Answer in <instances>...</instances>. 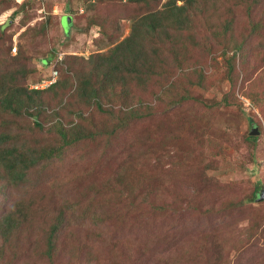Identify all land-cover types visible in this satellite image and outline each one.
Listing matches in <instances>:
<instances>
[{"label":"rangeland","instance_id":"374dc122","mask_svg":"<svg viewBox=\"0 0 264 264\" xmlns=\"http://www.w3.org/2000/svg\"><path fill=\"white\" fill-rule=\"evenodd\" d=\"M223 1L227 2L224 6L217 0L203 3L213 15L212 21L225 16L227 8L232 9L234 36L239 40L238 34L247 28L245 10L235 8L238 0ZM3 3H9L10 10L2 12ZM157 3L139 6L110 5L102 0H0V25L11 36V54L13 48L16 53L19 48L25 50L28 68L35 69L27 77V84L34 89L36 82L53 74V69H60L61 62L71 56L88 60L87 66L97 62L94 67L98 68L129 36L134 17L159 9L160 0ZM21 5H25L22 10ZM15 10L20 11L13 20ZM252 15L255 20L264 19V3L256 6ZM66 17L70 18L67 33L61 25ZM207 37L202 26L196 35L181 34L179 41L168 35L177 56L186 55L187 62L181 68L193 65L204 70L203 87L190 90V95L203 100L204 105L190 100L170 110L157 102L152 118L131 125L111 147H79L64 152L59 161L48 165L41 181H34L43 188L35 197V207L40 210L38 226L60 207L61 201L78 197L88 204L91 187L105 194L109 179L115 190L121 189L118 182L122 180L123 191L137 195L139 210L133 209L122 221L117 217L111 224L99 223L91 231L66 222L63 239L68 242L76 233L74 240L79 241L74 243L86 244L79 264H120L122 251L131 264H264V201L257 200L264 189V53L257 55L259 44L250 43L248 51L254 54L248 56L249 81L239 76L232 89L224 59L216 51L211 56L203 51L202 43L214 42ZM162 40L166 41L165 35ZM155 45L156 41L151 45L145 42L146 55L140 60L148 69L165 67L174 75L176 81L167 83V93H160L162 88L158 86L154 88L165 102L176 97V92L183 94L186 84L179 76L181 69L174 68L175 53L155 57L151 52ZM50 57V64L40 65L42 59ZM240 61L237 56L238 69ZM248 92L256 94V103L245 96ZM224 96L228 106L221 103ZM69 121L74 123L72 116ZM252 129H256V136L250 135ZM256 187L257 195L250 199ZM14 199L11 193L3 209L7 210ZM241 201H245L242 206L225 210L229 202ZM154 207L165 208V214L154 215ZM119 223L121 226L114 229ZM38 229L31 231L37 235ZM93 232L100 234L98 241L86 239ZM27 254H20L16 264L33 261ZM67 259L61 258L56 264H68ZM8 263L4 259L3 264Z\"/></svg>","mask_w":264,"mask_h":264},{"label":"trees","instance_id":"16d2710c","mask_svg":"<svg viewBox=\"0 0 264 264\" xmlns=\"http://www.w3.org/2000/svg\"><path fill=\"white\" fill-rule=\"evenodd\" d=\"M104 1L110 5L150 6L159 3V0ZM204 1L212 0H160L159 9H149L144 12V16L134 17L129 36L115 46L116 49L99 63L98 68L94 67L97 62L87 66L86 59L68 57L61 62L65 67L61 65L60 69L55 68V83L44 89H31L28 86L27 77L35 69L28 68L29 58L23 48L11 54V36L6 35L5 28L0 25V210H4L0 213V264L4 263V259L8 264H16L17 257L22 253H30L27 255L33 260L26 259L24 264H56L59 259L67 256L68 264H79L80 253L86 249V244L74 243L79 241L74 240L76 233L68 242L63 239L61 232L66 229L67 221L74 223L77 228L91 231L99 223L111 224L117 217L122 221L133 209L139 210L137 195L123 191L122 180L118 182L121 189L115 190L109 179L105 194L101 195L96 188L91 187L92 200L88 204L78 197L61 201L60 207L54 209L46 222L39 221L41 225L38 226L40 210L35 207V197L43 188H38L40 184L38 187L34 185V181H41L40 176L46 172L48 165L54 160L59 161L64 152L79 147L86 150L92 149L89 147H111L113 140L128 131L131 125L152 118L157 102L166 104L170 110L190 100L199 105L205 104L203 100L190 95L192 88L203 87L206 80L204 70L201 66L197 68L193 65L181 68L187 62L186 55L182 58L177 56L175 48H171L173 43L169 41L168 35H174L175 40L179 41L181 34L196 35L202 26L208 41H214L215 45L214 48L211 43H202L203 51L210 56L216 51L224 59L231 88L235 87L239 76L246 78L245 82L249 81L248 56L254 54V51H248L250 43L259 44L257 55L263 56L261 52L264 53V19L255 20L252 15L256 6L263 4L264 0H238L239 4L235 8L240 6L245 10L247 24L246 30L238 34L239 40L234 36L232 9H226V17L212 21L213 15L209 14ZM217 1L222 6L227 3ZM97 3H101V0H97ZM9 5L3 3L2 12L10 10ZM24 6L21 5L19 9L22 10ZM18 11L12 12L13 20ZM68 29H64L65 33ZM163 35L166 41L162 40ZM152 41H156L151 51L155 57L166 52L175 53L174 68L181 69L179 76L186 84L181 90L183 94L176 92V97L165 102H162V96L154 88L158 86L162 88L160 93H167V83L176 81L174 75L169 74L165 67L151 66L148 69L140 60L141 56L146 55L145 42L151 45ZM237 56L241 58V69L235 65ZM50 61L51 57L42 59L40 65L47 66ZM75 61L77 64L73 63ZM48 78L40 79L36 84ZM245 96L256 103V94L248 92ZM105 101L108 103L104 104ZM221 103L225 106L230 104L227 96H224ZM71 116L74 123L69 121ZM65 118L66 121L62 122ZM96 118L99 121H95ZM247 121L250 123L251 119ZM247 139L253 142L256 140L251 137ZM257 189L251 192L250 199L256 197ZM11 193L15 199L7 210L3 209ZM242 203L245 201L229 202L225 210L238 208ZM111 212L115 213L111 215ZM121 213L124 218L120 216ZM152 213L165 214V208L154 207ZM120 226L121 223L114 229ZM36 228H39L38 233L34 235L31 229ZM91 237L92 241H98L100 234L93 232L86 239ZM67 244L71 245L70 248ZM122 253L120 264H131L130 258L124 256L127 253Z\"/></svg>","mask_w":264,"mask_h":264},{"label":"built area","instance_id":"2783aa9c","mask_svg":"<svg viewBox=\"0 0 264 264\" xmlns=\"http://www.w3.org/2000/svg\"><path fill=\"white\" fill-rule=\"evenodd\" d=\"M15 53H16V48H13L12 49V54H15ZM52 73L53 74H51L48 79L43 80L39 84H36L37 86H34L33 88L34 89H39V88L43 89V88H45V87H47V86L52 85L53 83H55V81L57 79V71L55 69H53Z\"/></svg>","mask_w":264,"mask_h":264},{"label":"water","instance_id":"95a60500","mask_svg":"<svg viewBox=\"0 0 264 264\" xmlns=\"http://www.w3.org/2000/svg\"><path fill=\"white\" fill-rule=\"evenodd\" d=\"M69 21H70V18H68V17H66L65 20L63 21L64 29L68 28ZM257 134L258 133H257L256 129H252V131L250 132V135H252V136H256ZM257 200L258 201H264V189L260 191Z\"/></svg>","mask_w":264,"mask_h":264}]
</instances>
